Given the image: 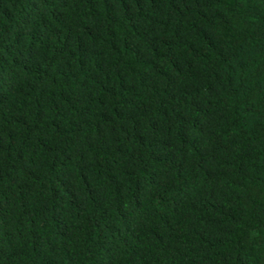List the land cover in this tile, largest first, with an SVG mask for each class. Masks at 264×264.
Here are the masks:
<instances>
[{
	"label": "trees",
	"instance_id": "1",
	"mask_svg": "<svg viewBox=\"0 0 264 264\" xmlns=\"http://www.w3.org/2000/svg\"><path fill=\"white\" fill-rule=\"evenodd\" d=\"M0 264H264V0H0Z\"/></svg>",
	"mask_w": 264,
	"mask_h": 264
}]
</instances>
